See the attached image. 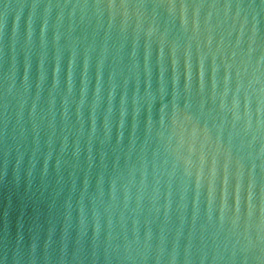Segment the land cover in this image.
<instances>
[{
	"label": "water",
	"instance_id": "obj_1",
	"mask_svg": "<svg viewBox=\"0 0 264 264\" xmlns=\"http://www.w3.org/2000/svg\"><path fill=\"white\" fill-rule=\"evenodd\" d=\"M7 2L0 246L6 236L25 264L33 245L37 264L45 254L59 264L63 249L64 264H74L94 243L102 253L109 236L118 245L147 236L149 255L162 248L161 264L174 244L177 264L189 244L193 264L201 249L206 264L214 253L227 264L245 247L247 264H258L264 12L253 21L251 11L207 7L237 0ZM109 2L146 7H56Z\"/></svg>",
	"mask_w": 264,
	"mask_h": 264
},
{
	"label": "clouds",
	"instance_id": "obj_2",
	"mask_svg": "<svg viewBox=\"0 0 264 264\" xmlns=\"http://www.w3.org/2000/svg\"><path fill=\"white\" fill-rule=\"evenodd\" d=\"M0 4H2V8L4 14L7 15L8 10L13 7L7 0H0ZM159 5L153 4L152 7L156 8ZM203 5H197L196 7H201ZM47 7V6H46ZM56 7H71L73 9L80 8H93V9H100V8H108L112 9L114 7H120L122 9H127L129 7L135 9H143L146 7L144 3H136V4H127L121 3L119 5H115L111 2L107 4H100V3H93L91 5L87 3H77V4H64V5H56ZM172 7V5H169ZM183 7V5H181ZM209 8H216L222 7L225 9V13L230 8H234L236 10V15H239L241 11H251L253 13V21L256 20L257 12H264V0H259V3H254L252 0L245 3L243 0H237L236 3H224L222 5L217 4H209L207 5ZM151 31V30H150ZM4 118H3V131L5 138L7 137V129H8V104L5 101L4 103ZM8 157V148L5 139V149H4V164L7 167V160ZM95 241V236H94ZM114 238L109 236L108 240L103 248L102 253L98 252L95 243L93 244L92 252L89 256L85 257L78 253H74L71 257L74 264H85V261L88 264H161V253L162 248H157L155 255H149L148 253V237L146 236L143 243L138 241L135 237L131 242L125 240L123 245H118L112 243ZM191 245L189 244L188 247L185 248L184 256H183V264H193V257L189 252ZM244 255L237 257L236 252L233 250L231 254L227 257V264H237V260L239 259V264H247L249 260V256L246 254L248 252V248H242L240 250ZM264 253V249L261 250ZM44 264H49L50 258L47 254L43 256ZM59 264H64L65 256L64 250L61 249V254L59 256ZM255 259L258 264H264V254L252 257ZM209 260L207 252L201 249V254L198 257V264H206V261ZM225 261V257L222 253H214L211 257L210 264H223ZM0 264H25V255L21 252V250L16 248H10L7 237L5 236L4 242L2 246H0ZM27 264H37V257L35 255V245H33L32 249L27 254ZM167 264H177V253H176V246L173 245V249L171 254L168 256Z\"/></svg>",
	"mask_w": 264,
	"mask_h": 264
}]
</instances>
